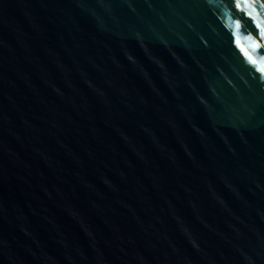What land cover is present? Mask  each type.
Wrapping results in <instances>:
<instances>
[{"label": "water", "instance_id": "1", "mask_svg": "<svg viewBox=\"0 0 264 264\" xmlns=\"http://www.w3.org/2000/svg\"><path fill=\"white\" fill-rule=\"evenodd\" d=\"M0 264H264V0H0Z\"/></svg>", "mask_w": 264, "mask_h": 264}, {"label": "snow or ice", "instance_id": "2", "mask_svg": "<svg viewBox=\"0 0 264 264\" xmlns=\"http://www.w3.org/2000/svg\"><path fill=\"white\" fill-rule=\"evenodd\" d=\"M245 7H247L248 9H249V12H248V15L249 16H252V15H259V13H256L255 12V8H254V6L252 5V4H250V3H246L245 4ZM237 27H239V25H237Z\"/></svg>", "mask_w": 264, "mask_h": 264}]
</instances>
